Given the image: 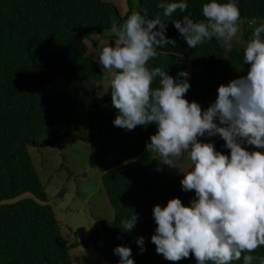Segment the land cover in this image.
Masks as SVG:
<instances>
[{
  "label": "trees",
  "instance_id": "obj_1",
  "mask_svg": "<svg viewBox=\"0 0 264 264\" xmlns=\"http://www.w3.org/2000/svg\"><path fill=\"white\" fill-rule=\"evenodd\" d=\"M126 1L128 11L121 15L104 0H0V264H73L69 250L83 243H90L107 264H117L119 257L112 251L117 245L131 248L134 264H196L191 253L168 261L150 241L153 205L164 206L173 197L187 204L194 195L182 191L183 174L168 173L146 152L155 125L132 130L114 126L117 110L110 94L98 96L96 91L104 73L98 61L87 57L86 41L95 36L113 40L112 22L122 23L133 11L149 19L162 16L158 0ZM205 2L188 0L185 13L162 16L169 20L166 37L176 44L158 49L149 62L173 77L188 72L185 99L199 103L202 110L214 101L218 85L244 74V45L253 29L264 23V0H237L241 44L233 40L232 50L225 52L212 39L188 48L172 21L187 14L203 19ZM54 136L86 144L113 211L111 220L91 230L87 239L69 244L28 152V147H41ZM209 141L228 153L218 136L207 137ZM133 211L138 220L132 230L123 231L120 221ZM139 236L144 238L142 252L135 242ZM252 255L264 258V247ZM232 264H242V259Z\"/></svg>",
  "mask_w": 264,
  "mask_h": 264
},
{
  "label": "clouds",
  "instance_id": "obj_2",
  "mask_svg": "<svg viewBox=\"0 0 264 264\" xmlns=\"http://www.w3.org/2000/svg\"><path fill=\"white\" fill-rule=\"evenodd\" d=\"M164 18L185 13L188 0H158ZM121 14V12H120ZM203 19L191 14L172 21L188 48L215 39L230 52L241 32L237 0H206ZM161 14L133 11L122 23L114 20V39L93 47L91 55L104 70L111 104L117 110L112 123L125 130L154 124L156 131L145 145L147 153L183 173L182 191H192L187 204L168 199L153 205L155 224L150 241L155 252L168 261H180L190 253L196 264H264L252 253L264 247V23L258 24L243 48V75L220 84L207 108L185 99L189 73L176 77L150 61L158 49L175 45L166 37ZM218 136L225 154L200 137ZM253 146L249 150L246 146ZM184 164V167L178 165ZM138 220L134 211L122 218L119 227L130 231ZM140 251L144 238H136ZM117 264H134L131 248L117 245Z\"/></svg>",
  "mask_w": 264,
  "mask_h": 264
},
{
  "label": "rangeland",
  "instance_id": "obj_3",
  "mask_svg": "<svg viewBox=\"0 0 264 264\" xmlns=\"http://www.w3.org/2000/svg\"><path fill=\"white\" fill-rule=\"evenodd\" d=\"M104 1L115 5L121 15L128 11L126 0ZM106 40L95 36L92 41H86L87 57L98 61L91 55V51L95 46L102 47L107 44L109 41ZM239 40L240 33L234 41L241 44ZM102 71L104 73L103 69ZM95 87L98 96L107 94L108 81L104 75ZM215 97L216 94L214 99ZM199 139L207 142V137ZM28 152L45 186L48 204L52 207L68 244L87 239L91 230L111 220L113 211L101 185L100 173L86 144L66 136L50 145L28 147ZM153 157L159 161L155 154ZM159 165L170 174H183L178 168L169 167L160 161ZM69 255L73 264H107L100 259L90 243H83L69 250Z\"/></svg>",
  "mask_w": 264,
  "mask_h": 264
},
{
  "label": "water",
  "instance_id": "obj_4",
  "mask_svg": "<svg viewBox=\"0 0 264 264\" xmlns=\"http://www.w3.org/2000/svg\"><path fill=\"white\" fill-rule=\"evenodd\" d=\"M96 105H97V104H93L92 106L95 107ZM59 138H60L59 136H56V137L53 138L52 140H49L48 142L43 143V144H41V145H42V146H46V145L51 144V143H53V142H57ZM32 143L34 144V142H32Z\"/></svg>",
  "mask_w": 264,
  "mask_h": 264
}]
</instances>
